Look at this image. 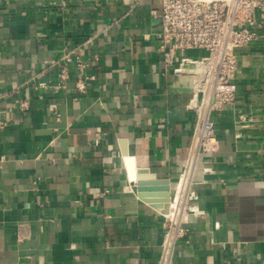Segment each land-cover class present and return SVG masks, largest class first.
<instances>
[{"label": "crops", "instance_id": "crops-1", "mask_svg": "<svg viewBox=\"0 0 264 264\" xmlns=\"http://www.w3.org/2000/svg\"><path fill=\"white\" fill-rule=\"evenodd\" d=\"M161 6L0 0V264H158L166 186L151 203L133 188L145 171L175 194L196 121L189 80L163 76ZM80 47L94 80L72 66L66 90L38 87ZM237 56L236 101L213 116L219 152L199 161L171 264H264V44Z\"/></svg>", "mask_w": 264, "mask_h": 264}, {"label": "built area", "instance_id": "built-area-1", "mask_svg": "<svg viewBox=\"0 0 264 264\" xmlns=\"http://www.w3.org/2000/svg\"><path fill=\"white\" fill-rule=\"evenodd\" d=\"M159 18L161 25L155 36L163 76L189 80L191 98L187 110L196 117L169 212L162 214L164 236L158 264H171L176 244L188 235L189 202L194 198L193 182L199 161L204 155L219 152L213 116L236 101L237 51L259 42L264 44V0H162ZM81 50L82 47L61 56L59 84L39 83L38 87L66 90L72 66L85 76V81L94 80L86 75L90 63L82 58ZM191 51H203L206 55L200 58L185 55ZM85 81L75 82L79 91L85 90ZM49 110L58 116L56 104H50Z\"/></svg>", "mask_w": 264, "mask_h": 264}, {"label": "water", "instance_id": "water-1", "mask_svg": "<svg viewBox=\"0 0 264 264\" xmlns=\"http://www.w3.org/2000/svg\"><path fill=\"white\" fill-rule=\"evenodd\" d=\"M148 180H154L151 181L152 183H147L146 181ZM156 184L158 185H164V189L166 193L163 195L164 199L162 200L164 202V206L161 210L163 214H167L169 212V205H170V199H171V188H170V181L168 180H157L154 178L152 175H148L145 173V171H139L138 172V177H137V182L136 186L133 188L134 192L139 195V197L143 198L145 202H153L152 200L148 199L151 194L149 192H152L153 190H156L155 186Z\"/></svg>", "mask_w": 264, "mask_h": 264}]
</instances>
